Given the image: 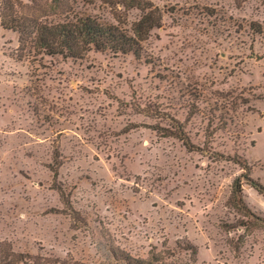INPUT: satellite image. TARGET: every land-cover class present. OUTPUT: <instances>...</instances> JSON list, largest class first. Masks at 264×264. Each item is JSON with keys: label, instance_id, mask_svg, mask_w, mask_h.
<instances>
[{"label": "rangeland", "instance_id": "obj_1", "mask_svg": "<svg viewBox=\"0 0 264 264\" xmlns=\"http://www.w3.org/2000/svg\"><path fill=\"white\" fill-rule=\"evenodd\" d=\"M21 2L157 26L138 55L20 60L0 19V264H264V222L231 202L240 163L264 184V0Z\"/></svg>", "mask_w": 264, "mask_h": 264}, {"label": "trees", "instance_id": "obj_2", "mask_svg": "<svg viewBox=\"0 0 264 264\" xmlns=\"http://www.w3.org/2000/svg\"><path fill=\"white\" fill-rule=\"evenodd\" d=\"M53 3H57V0H53ZM22 7L21 0H1V27L19 34V51L22 52L20 60L27 58L28 53L32 51L41 52L46 56L62 55L68 58H78L88 50L138 55V46L141 41H144L149 32L157 26L153 16L145 15L135 24L132 36L117 25L90 17L68 22L42 21L40 18L20 13L19 10ZM255 31L258 34H264V29L260 26ZM31 44L32 48H30ZM170 136L179 139L187 150H196V146L191 143L183 128H180L178 133H171ZM240 166L246 175H242L235 181L231 202L239 211L264 222V219L256 217L245 203L243 180L262 196H264V184L250 176L249 164L244 162L240 163Z\"/></svg>", "mask_w": 264, "mask_h": 264}]
</instances>
